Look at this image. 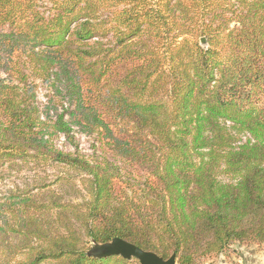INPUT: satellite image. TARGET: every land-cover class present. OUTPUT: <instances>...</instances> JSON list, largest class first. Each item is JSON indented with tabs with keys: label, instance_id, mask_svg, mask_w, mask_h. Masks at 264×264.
I'll return each instance as SVG.
<instances>
[{
	"label": "trees",
	"instance_id": "1",
	"mask_svg": "<svg viewBox=\"0 0 264 264\" xmlns=\"http://www.w3.org/2000/svg\"><path fill=\"white\" fill-rule=\"evenodd\" d=\"M36 79L60 110L39 105ZM74 128L144 186L58 148ZM17 163L62 165L87 196L8 190L6 264H139L88 255L114 237L177 264L264 244V0H0V168Z\"/></svg>",
	"mask_w": 264,
	"mask_h": 264
},
{
	"label": "rangeland",
	"instance_id": "2",
	"mask_svg": "<svg viewBox=\"0 0 264 264\" xmlns=\"http://www.w3.org/2000/svg\"><path fill=\"white\" fill-rule=\"evenodd\" d=\"M53 84L47 79L45 81L36 79L33 84L36 100L41 106L57 107L60 110L63 99L55 92L56 87ZM226 126L236 138L245 139V134L237 133L236 128L229 123H226ZM54 143L62 150L76 151L91 160L103 157L114 159L115 164L120 167V174L124 175V184L131 191H138L144 186L143 182L146 181L147 172L136 166L126 165L119 158L111 157V153L94 134H87L74 128L70 137L59 134L55 137ZM81 176L62 165L33 168L31 165L17 163L7 167L3 166L0 168V197L8 194L10 189L14 192L23 190L36 192L42 184V186L46 185L43 188L46 195L52 193L64 200L80 202L83 197L87 196L86 183ZM219 178L221 181H227L229 175L221 170ZM8 253H10L8 247H0V264H6L5 258L9 257ZM195 264H264V244L235 242L218 254L199 258Z\"/></svg>",
	"mask_w": 264,
	"mask_h": 264
},
{
	"label": "water",
	"instance_id": "3",
	"mask_svg": "<svg viewBox=\"0 0 264 264\" xmlns=\"http://www.w3.org/2000/svg\"><path fill=\"white\" fill-rule=\"evenodd\" d=\"M201 43L204 38H201ZM88 255L97 258H106L110 256H120L124 259H136L139 264H177L175 254H171L168 258L164 259L153 251L144 250L131 242L119 237H114L108 242L101 244H93Z\"/></svg>",
	"mask_w": 264,
	"mask_h": 264
}]
</instances>
